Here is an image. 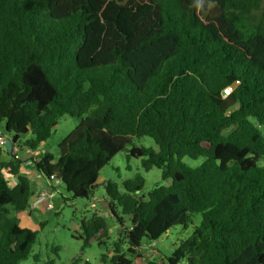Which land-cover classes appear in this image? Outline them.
<instances>
[{"label":"trees","instance_id":"obj_1","mask_svg":"<svg viewBox=\"0 0 264 264\" xmlns=\"http://www.w3.org/2000/svg\"><path fill=\"white\" fill-rule=\"evenodd\" d=\"M65 114L81 121L55 157L40 144ZM0 125L38 151L32 167L50 188L58 179L76 198L130 144L144 170L170 178L146 198L139 176L123 192L104 183L106 213L83 217L76 237L104 244L114 219L109 264H159L142 247L195 213L168 264H264V0H0ZM142 136L157 150L133 144ZM11 155L0 160V264H21L37 233L12 215L33 192Z\"/></svg>","mask_w":264,"mask_h":264},{"label":"rangeland","instance_id":"obj_2","mask_svg":"<svg viewBox=\"0 0 264 264\" xmlns=\"http://www.w3.org/2000/svg\"><path fill=\"white\" fill-rule=\"evenodd\" d=\"M85 116V115H84ZM83 116V117H84ZM81 121L80 117L62 115L56 125L53 127L50 137L40 144L41 151H47L58 155V144L66 137ZM1 127V125H0ZM6 135V134H4ZM7 136V135H6ZM9 137V136H7ZM28 136H23L26 139ZM133 144L144 147H151L157 150V145L154 140L148 136L134 138ZM131 144L126 149L116 153L112 159L101 168L96 186L92 196L89 198L73 197L68 192L62 183H55V188H50L49 181L42 175L35 178L30 175V190L33 194L30 196L29 205L24 211L12 213L18 217L19 223L23 227H28L36 231V239L32 244L29 254L22 259L21 264H70L75 258L80 257L81 264L89 261L91 264H109L108 258L102 260V254H107L108 257L112 252V243L116 239L118 223L108 218L110 227L109 237L105 239L104 244H99L96 238H93L90 243L83 247V241L76 236L80 232V221L83 217H90L94 212L103 213L107 209V195L104 189V183L111 180L117 183L120 191H124L123 182L133 179L136 176L143 178L144 185L139 191L140 196L147 197L149 190L156 185H169L170 178H162V170L153 167L146 171L141 165V159L131 157L128 150ZM3 155V157H2ZM20 155H23L21 150ZM20 155L18 158H20ZM1 158L8 160L12 159V155L1 152ZM182 162L188 166L195 167L204 161L203 157L189 158L184 156ZM4 161V160H3ZM259 165L264 164V155L258 161ZM30 168H33L30 166ZM29 171V170H28ZM7 172L11 176L7 182L9 186L13 185L12 180H17L15 175ZM46 192L53 191V197H46L45 200L38 204H33L35 191ZM26 219H29L28 222ZM200 215L193 214L192 223L186 228L180 225L171 227L164 235L156 240L153 254L149 256L159 264H168L166 261L173 248L179 241L188 237L194 226L198 225ZM143 253V252H142ZM144 254V253H143ZM36 257V259H35ZM140 258H135L134 263L140 264ZM182 264H187L182 262Z\"/></svg>","mask_w":264,"mask_h":264},{"label":"crops","instance_id":"obj_3","mask_svg":"<svg viewBox=\"0 0 264 264\" xmlns=\"http://www.w3.org/2000/svg\"><path fill=\"white\" fill-rule=\"evenodd\" d=\"M14 147H16V149L18 150L17 154L19 156L20 152H21V149H20V147L18 146L17 143L14 144L13 142H11V139H10V141H8V143L5 146L1 147V149H2L3 153L5 152L6 154H8V155L10 154L11 155V154H13L12 148H14ZM22 151H23V155L22 156L20 155V158H19L22 161L21 165H20L21 166L20 167V172L26 174L27 177H29L30 175H33L36 178L38 176V174L41 175L36 169L30 168V166L32 167L30 156L31 155H36L38 153V151H35L33 153H29L27 150H22ZM2 157H3V155H2ZM0 160L3 161L5 159L1 158V156H0ZM1 171L3 172V174H4V176L6 177L7 180L12 179V178H10L11 176H8L7 172H5V171H7V169H3ZM15 181H16L15 179L12 180L13 183H15ZM48 187H50V185H48ZM38 193H39V191H35V194H34L35 196L33 198V202L32 203H34ZM104 213H106V212L104 211ZM28 220L29 219H26L27 222H28ZM144 262H145L144 259H141L139 261L140 264H143Z\"/></svg>","mask_w":264,"mask_h":264},{"label":"built area","instance_id":"obj_4","mask_svg":"<svg viewBox=\"0 0 264 264\" xmlns=\"http://www.w3.org/2000/svg\"><path fill=\"white\" fill-rule=\"evenodd\" d=\"M224 91L227 94L229 92V87L225 88ZM8 141H10V138L7 137L6 135H4L0 131V148L5 146L8 143ZM27 151L31 153L30 150H27ZM12 152L15 155V157H19L17 154L18 150L16 149V147L12 148ZM53 193H54L53 191H47V193L40 191L33 204H38V203L43 202L47 196L53 197ZM155 243H156V240H153L150 243H148L142 247V252L144 253V255L153 254Z\"/></svg>","mask_w":264,"mask_h":264},{"label":"water","instance_id":"obj_5","mask_svg":"<svg viewBox=\"0 0 264 264\" xmlns=\"http://www.w3.org/2000/svg\"><path fill=\"white\" fill-rule=\"evenodd\" d=\"M55 182H58V179H55ZM143 264H146V262H144Z\"/></svg>","mask_w":264,"mask_h":264}]
</instances>
